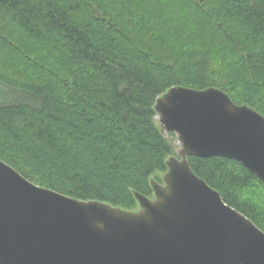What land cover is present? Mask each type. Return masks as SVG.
Here are the masks:
<instances>
[{"label":"trees","instance_id":"obj_1","mask_svg":"<svg viewBox=\"0 0 264 264\" xmlns=\"http://www.w3.org/2000/svg\"><path fill=\"white\" fill-rule=\"evenodd\" d=\"M188 1L214 45L237 52L245 100L230 76L186 59L145 5L115 3L112 17L96 15L90 0H0V22L44 54L36 52L34 62L19 48L33 75L0 71V159L36 185L135 210L132 191L151 196L150 178L162 175L175 155V136L160 132L153 108L166 90L216 87L264 116V0ZM252 86L261 93L248 91ZM188 160L226 204L264 232V206L244 194L251 186L264 192V181L229 158Z\"/></svg>","mask_w":264,"mask_h":264},{"label":"water","instance_id":"obj_2","mask_svg":"<svg viewBox=\"0 0 264 264\" xmlns=\"http://www.w3.org/2000/svg\"><path fill=\"white\" fill-rule=\"evenodd\" d=\"M179 147L135 210L39 186L0 159V264H264V232L197 176L189 157L237 161L264 181V116L216 87L154 103Z\"/></svg>","mask_w":264,"mask_h":264},{"label":"rangeland","instance_id":"obj_3","mask_svg":"<svg viewBox=\"0 0 264 264\" xmlns=\"http://www.w3.org/2000/svg\"><path fill=\"white\" fill-rule=\"evenodd\" d=\"M119 1L121 3H118ZM90 3L96 15L111 14L112 17L115 16V10L112 9L115 3L126 8L144 7L145 5L147 10L158 17L157 23L160 27L165 28L167 33L173 36L186 59L191 58V61L195 64L200 63L203 67H208V70L218 75L230 76L234 80L233 82L236 81L234 90L238 99L240 101L246 99L247 93L244 88L248 87L243 79L240 81V78L245 75L234 67L237 52L231 53V55L230 52L223 50L221 46L214 45V40L208 35L209 31L207 32L204 27L194 21L193 13L190 11L191 4L188 0H90ZM161 7L163 8L161 9ZM152 21L154 22V20ZM4 43L20 54L21 61L20 59L17 60L18 56L12 57V53L4 47ZM0 44L2 45L0 47V71L11 75H29L31 74L29 70L33 69L30 63L24 62L26 55L19 48L28 49L35 57H33L34 62L38 60V57L35 56L36 52H38V55L44 56L43 51L38 49L40 46L23 38L20 32L15 28L13 29L7 21L0 22ZM25 53L29 54L26 51ZM24 63L28 64L29 67H26ZM248 91L253 92L254 95L261 93L259 89L257 91L253 90V86ZM173 143L176 154L179 147L176 137H174ZM150 180L158 183L162 182L161 175H155ZM244 194L256 198L264 206V192L259 187L251 186L244 190ZM148 197L152 198L153 194Z\"/></svg>","mask_w":264,"mask_h":264}]
</instances>
